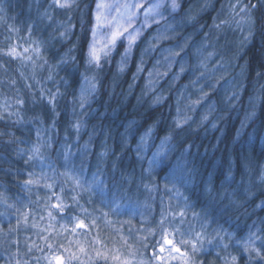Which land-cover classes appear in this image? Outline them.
Returning a JSON list of instances; mask_svg holds the SVG:
<instances>
[{"label": "rangeland", "instance_id": "obj_1", "mask_svg": "<svg viewBox=\"0 0 264 264\" xmlns=\"http://www.w3.org/2000/svg\"><path fill=\"white\" fill-rule=\"evenodd\" d=\"M193 1L175 0L174 8L173 0H96L89 53L94 47L98 61L90 56L92 74L83 79L78 90V109L71 116L76 142H83L87 148L96 137L90 126L94 114L91 105L98 92L94 73L106 63L110 65L111 58L118 54L116 66L121 77L138 47L131 84L134 87L144 78L142 98L151 107L172 98L178 128L214 131L222 118L232 115L237 119L243 95L239 80L242 52L238 48L249 41L254 23L247 0H219L220 9L212 24L205 22L196 28H192L194 21L217 0ZM98 4L102 7L97 8ZM7 25L11 27L9 21ZM224 42L236 47L235 55L228 57ZM13 49L18 55L9 54ZM1 52L30 64H36L43 55L41 44L31 36L24 42L8 40ZM258 103L257 96L248 100L240 137L251 129ZM20 105V100L14 102L0 94V117L16 116ZM131 133L133 126L127 125L123 144L132 141ZM155 135V127L147 129L133 147L139 163L145 166V182L154 186L145 183L143 191L131 196L117 190L108 192L97 173L71 167L68 157L62 159L68 165L61 173L58 166L45 165L47 159L41 157L44 164L31 183L39 188L46 186L41 193L45 198L37 197L31 205L0 200V264H56L54 256L62 257L64 264H264L262 222L250 220L245 229L220 226L219 214L238 205L231 196L218 209L217 217L208 218L193 209L186 188L197 182L196 169L186 153L174 150L172 135L160 141ZM40 138L49 148L57 139L46 131ZM249 146L254 148L253 138ZM257 154L256 173L254 178L249 175L243 190L249 199L253 179L264 187V138ZM211 178L204 182L207 192L212 191L208 184ZM84 184L87 188L97 185L101 199L98 209L79 202L77 191ZM256 204L258 209L264 206L263 201ZM80 222L84 227H78Z\"/></svg>", "mask_w": 264, "mask_h": 264}, {"label": "trees", "instance_id": "obj_2", "mask_svg": "<svg viewBox=\"0 0 264 264\" xmlns=\"http://www.w3.org/2000/svg\"><path fill=\"white\" fill-rule=\"evenodd\" d=\"M0 4V94L14 102L21 101L16 116L0 117V200L31 205L37 197L44 199L42 191L46 186L39 188L26 182L34 181V176L39 174L38 167L44 163L58 166V171L63 172L68 165L62 160L65 157L69 158L71 167L97 173L108 192L117 190L130 196L141 192L146 187L145 166L139 163L133 147L139 135L155 127V140L172 135L176 144L174 150L186 153L192 168L196 169L197 182L186 188L193 209L201 210L208 218L217 217L218 209L231 196L238 205L219 214L220 226L245 229L250 220H256L262 222L264 232V206L256 208L257 202H264V187L254 183L253 179L249 190L252 197L249 199L243 192L249 175L254 178L256 173L257 149L264 138V0L246 2L254 23L249 41L237 47L242 52L239 80L243 95L236 120L232 115L224 117L214 131L205 127L195 131L178 128L172 98L151 107L142 98L144 78L134 87L131 84L140 51L138 47L121 77L116 66L118 54L111 58L110 65L106 63L94 73L98 92L97 100L91 105L94 114L90 126L96 137L87 148L83 142H76L71 116L78 109L77 95L83 79L92 74L89 46L96 0H75L70 8H59L54 0H0ZM219 9L220 1L217 0L198 16L192 28L205 22L211 25ZM8 21L11 27L7 25ZM27 36L38 40L42 47V58L36 64L1 52L8 40L24 42ZM223 46L228 50V57L236 54V47L225 42ZM253 96L259 100L257 114L251 129L240 137V126L245 117L243 111ZM127 125L133 126L131 135H134L130 143L123 144ZM45 131L50 132L51 137H57L52 148L40 138ZM252 138L253 149L249 146ZM41 157L47 160L42 163ZM229 175H232L231 180L227 179ZM208 176H212L208 183L210 192H207L206 183L204 185ZM146 184L147 187L154 186ZM96 186L87 188L84 184L77 191L79 202L91 209H98L96 205L101 200ZM224 191L220 199L219 195ZM213 263L218 264L217 261Z\"/></svg>", "mask_w": 264, "mask_h": 264}, {"label": "snow or ice", "instance_id": "obj_3", "mask_svg": "<svg viewBox=\"0 0 264 264\" xmlns=\"http://www.w3.org/2000/svg\"><path fill=\"white\" fill-rule=\"evenodd\" d=\"M72 3H74V0H54V4L59 7V8H70L72 6ZM177 5L175 4V0H173V7L175 8ZM102 7V5L98 4L97 5V8H100ZM241 11H244V9H241ZM100 17L97 16V20H99ZM119 35V33L117 34H114L113 37H112V40L113 42L115 41L116 39V36ZM25 51H27V49H25ZM10 55H18L15 50L13 49L10 53ZM89 55L91 56L92 60L93 61H98V57L96 55V50L95 48H91L90 49V53ZM26 183H31V181H27ZM55 207L59 208L61 207L60 205H55ZM78 227H84V224L83 222H80L78 224ZM167 243L171 244L172 241H167ZM175 251H179L178 248H174ZM247 250V249H246ZM254 251H256V254L259 256L260 255V251L258 249H253ZM161 251H163V249H161ZM99 255V254H98ZM74 258V257H73ZM262 259H264V256L261 257ZM53 259L56 261V264H64V261H63V258L60 257V256H54ZM162 259V258H161Z\"/></svg>", "mask_w": 264, "mask_h": 264}]
</instances>
